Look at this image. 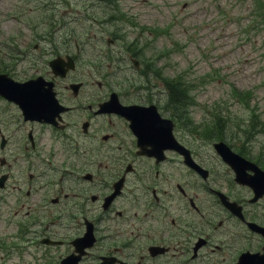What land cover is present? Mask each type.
Instances as JSON below:
<instances>
[{"label": "flooded vegetation", "instance_id": "flooded-vegetation-1", "mask_svg": "<svg viewBox=\"0 0 264 264\" xmlns=\"http://www.w3.org/2000/svg\"><path fill=\"white\" fill-rule=\"evenodd\" d=\"M23 17L1 24L0 73L28 80L32 54L77 60L78 40L61 44L63 28H31ZM128 51L138 53V44ZM69 64L36 69L54 83L45 104L40 88L25 109L22 92L0 94V239L9 256L28 264H248L246 253L264 264V236L249 224L264 227V191L239 183L210 144L152 147L138 121L131 127L99 111L108 86L95 94L93 79L62 76ZM183 146L202 168L186 162ZM254 168L244 176L260 191Z\"/></svg>", "mask_w": 264, "mask_h": 264}, {"label": "rangeland", "instance_id": "rangeland-1", "mask_svg": "<svg viewBox=\"0 0 264 264\" xmlns=\"http://www.w3.org/2000/svg\"><path fill=\"white\" fill-rule=\"evenodd\" d=\"M135 1L138 24H157L166 33L159 40L167 50L150 52L156 55V65L167 62L164 74L170 86L187 93L188 102L180 109L172 92L167 98L187 120L179 133L185 144L227 138L264 157V0ZM128 4L134 6L133 1L121 0L120 7ZM59 5L58 10L49 7L46 16L56 30L63 28L60 42L67 48L78 38L112 37L104 33L101 21L92 20L93 11L82 8V2L77 6L62 0ZM144 36L153 39L149 31ZM6 230L0 224V234ZM2 254L0 249V264H10Z\"/></svg>", "mask_w": 264, "mask_h": 264}, {"label": "water", "instance_id": "water-1", "mask_svg": "<svg viewBox=\"0 0 264 264\" xmlns=\"http://www.w3.org/2000/svg\"><path fill=\"white\" fill-rule=\"evenodd\" d=\"M216 144H224L223 142H220V143H216ZM228 153V152H227ZM229 154V153H228Z\"/></svg>", "mask_w": 264, "mask_h": 264}, {"label": "trees", "instance_id": "trees-1", "mask_svg": "<svg viewBox=\"0 0 264 264\" xmlns=\"http://www.w3.org/2000/svg\"><path fill=\"white\" fill-rule=\"evenodd\" d=\"M179 93L181 94V92L179 91Z\"/></svg>", "mask_w": 264, "mask_h": 264}]
</instances>
